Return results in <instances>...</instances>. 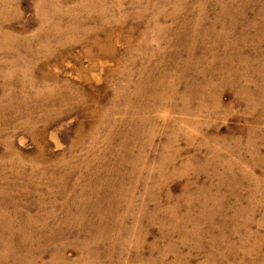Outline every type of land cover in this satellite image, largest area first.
<instances>
[{"label": "rangeland", "instance_id": "obj_1", "mask_svg": "<svg viewBox=\"0 0 264 264\" xmlns=\"http://www.w3.org/2000/svg\"><path fill=\"white\" fill-rule=\"evenodd\" d=\"M0 264H264V0H0Z\"/></svg>", "mask_w": 264, "mask_h": 264}, {"label": "bare ground", "instance_id": "obj_2", "mask_svg": "<svg viewBox=\"0 0 264 264\" xmlns=\"http://www.w3.org/2000/svg\"><path fill=\"white\" fill-rule=\"evenodd\" d=\"M204 43V42H203ZM193 68V67H192ZM131 76V75H130ZM158 103V102H157Z\"/></svg>", "mask_w": 264, "mask_h": 264}]
</instances>
